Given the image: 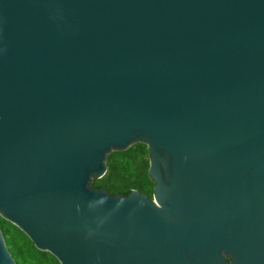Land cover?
Returning <instances> with one entry per match:
<instances>
[{"label": "water", "instance_id": "95a60500", "mask_svg": "<svg viewBox=\"0 0 264 264\" xmlns=\"http://www.w3.org/2000/svg\"><path fill=\"white\" fill-rule=\"evenodd\" d=\"M136 142L150 198L91 186ZM0 217L59 264H264V0H0Z\"/></svg>", "mask_w": 264, "mask_h": 264}, {"label": "trees", "instance_id": "16d2710c", "mask_svg": "<svg viewBox=\"0 0 264 264\" xmlns=\"http://www.w3.org/2000/svg\"><path fill=\"white\" fill-rule=\"evenodd\" d=\"M148 157L143 143L130 144L106 156V171L91 180V186L105 188L109 194L126 195L136 189L151 197L152 183L147 177ZM0 231L15 264H59L47 251L36 249L29 238L15 225L0 217Z\"/></svg>", "mask_w": 264, "mask_h": 264}]
</instances>
